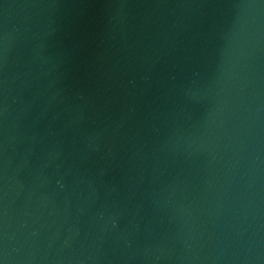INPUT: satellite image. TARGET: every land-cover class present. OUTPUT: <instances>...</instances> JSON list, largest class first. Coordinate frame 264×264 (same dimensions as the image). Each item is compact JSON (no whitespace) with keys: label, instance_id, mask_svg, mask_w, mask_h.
Masks as SVG:
<instances>
[{"label":"water","instance_id":"95a60500","mask_svg":"<svg viewBox=\"0 0 264 264\" xmlns=\"http://www.w3.org/2000/svg\"><path fill=\"white\" fill-rule=\"evenodd\" d=\"M0 264H264V0H0Z\"/></svg>","mask_w":264,"mask_h":264}]
</instances>
